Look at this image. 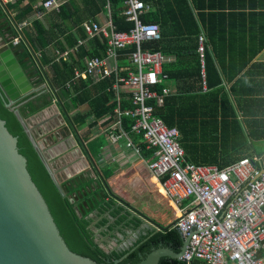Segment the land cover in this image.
Here are the masks:
<instances>
[{
	"label": "trees",
	"instance_id": "16d2710c",
	"mask_svg": "<svg viewBox=\"0 0 264 264\" xmlns=\"http://www.w3.org/2000/svg\"><path fill=\"white\" fill-rule=\"evenodd\" d=\"M143 1L149 6H156V10L146 12L142 17V23L144 25H156L161 36L158 43L144 45V48L165 56L166 53L163 52L165 48L163 47H169V41L174 40L176 45L180 41H194L190 56L191 61L189 62L191 64L189 65V74L186 73L183 52H188L191 49L185 48L180 52L170 51L168 53L174 55L177 62L164 66L163 73L167 76L168 82L176 86L177 93L164 97L161 106H153L154 116L160 117L168 127H176L179 130V143L185 152V160L197 165L212 164L222 169L243 158H240L241 155L253 152L254 155L248 158L254 159L256 156H262L264 162V148L260 149L261 144L256 145L264 140V77L261 80L254 77L251 79L254 84H257L256 88L246 87L245 106L241 110V116L251 120L244 121L246 122L245 128L240 127L233 110H230L228 105V98L235 96L240 80L234 81L235 84L230 86L228 95L220 87L222 79L232 80L237 73L246 68L264 50V0ZM123 2L124 0H98L97 4V0H91L88 4V11L94 17L101 10L106 9L107 3H110L112 25L117 32L128 33L133 25L128 23L122 13L125 8ZM63 9L65 8L59 6L58 10L61 12L64 11ZM235 11H240V17H244L242 12L244 11L251 19L254 18L255 23L259 25L261 34L257 33V36L251 37L247 42V47L242 46L240 48L229 44L230 47L233 46L228 56L231 63L226 68L219 63L215 68L210 58L212 55L217 59L222 57V51L225 49V34L221 31L224 28L223 21L226 17L236 16L233 14ZM201 28L208 40V43L205 44L204 66L206 85L209 91L204 94L197 93V91L193 93V87L181 85L183 81L188 80L199 85L200 70L196 49ZM211 28L212 30H210ZM253 42H257L259 45L250 46ZM76 44L77 42H74L72 46ZM89 46V50L85 48L78 50L79 61L84 58L103 59L105 57L106 48L103 40L95 37L89 41ZM133 51L134 48L123 51V59L126 61ZM76 63L63 60L51 62V68L55 75L49 80L52 89L40 95L35 93L27 96L15 103L14 107L18 109L26 125L37 113L49 106L54 97L59 102H63L66 114L87 104L85 111H77L75 116L71 118L70 125L76 133L86 127L90 117L94 121L88 125L89 130L95 127L97 120H101L107 114L112 116L117 105L112 102L114 96L108 89L113 80L105 79L96 83H92L90 79L78 80L72 85V91L66 90L65 85L72 79L74 70L82 69L78 68ZM258 65L260 64L248 65L245 73L250 75L253 68ZM230 68H233V72L229 71ZM41 82L42 79L39 78L37 83L40 84ZM163 88L165 87L160 86L156 90L161 93ZM130 103L129 96L122 95L119 108L121 110L130 109ZM3 104L4 102L0 98V120L5 122L9 134L17 139V150L26 160L30 178L46 201L58 233L70 251L99 264H111L116 260H119V264H137L149 251L159 247L169 248L176 253L179 252L182 240H180L175 229L156 232L150 228H144L139 219L118 205L115 197L107 192L102 180L107 182L114 175L112 168L100 169L99 175L95 172H93V176L89 172H82L68 179L65 177L63 168L53 166L55 180L65 194V197H60L38 152L33 149L14 112L5 108ZM225 104L230 110L228 113L224 112L223 105ZM200 111L202 113L198 116ZM206 113L209 114V121H206ZM131 125V120L122 119V127L125 132H129ZM31 135L38 143L40 132H34L33 126H31ZM130 137L140 148V154L143 157H150L152 152L146 151L143 144L138 143V137L133 134H130ZM87 140L86 137L82 139V142ZM49 141V138H46V143ZM104 145L105 142L102 137L96 138L87 142L86 151L95 159ZM196 148L198 149L197 155ZM153 193L160 194L156 196V200L160 205H164V211L162 212V220H151L165 229L176 221L173 210L170 204H167L160 188L154 190ZM122 199L120 197V200ZM122 202L128 206V203L123 200ZM130 236L132 237L130 243L120 247L119 245L123 244ZM110 242H114L116 246H110L111 249L106 252L105 249L110 248ZM158 264L186 263L182 260L161 258ZM191 264L204 263L196 260Z\"/></svg>",
	"mask_w": 264,
	"mask_h": 264
},
{
	"label": "built area",
	"instance_id": "2783aa9c",
	"mask_svg": "<svg viewBox=\"0 0 264 264\" xmlns=\"http://www.w3.org/2000/svg\"><path fill=\"white\" fill-rule=\"evenodd\" d=\"M0 1L7 4L13 0ZM123 4L122 13L133 25L128 33L115 31L110 20L103 27L96 23L82 25L88 39L103 40L105 57L86 59L82 70H74L66 90L72 91L73 84L88 77L93 83L113 80L108 91L113 93L116 103L122 94L130 95L132 108L121 110L117 106L113 126L102 130V134L111 144L125 141V147L130 150H137L130 134L139 135L146 149H151L152 157L145 167L151 177L159 180L161 190L178 214L173 229L181 239L188 240L182 261L186 264L196 260L204 264H264L263 157H243L222 169L185 160L178 131L167 127L153 114V106H161L163 97L169 93L167 89L161 94L156 90L167 80L162 74L166 58L160 53L145 51L142 46L161 40L159 28L142 23V17L149 10L143 0H124ZM41 5L44 9H58L55 0H42ZM17 44V39L11 40L12 46ZM205 44L204 36L200 35L196 53L202 92L206 91ZM132 47L135 51L127 57L128 65L116 67L120 52ZM55 54L57 61H67L69 57L67 53ZM123 118L132 120L128 133L121 127Z\"/></svg>",
	"mask_w": 264,
	"mask_h": 264
},
{
	"label": "crops",
	"instance_id": "0c3cea01",
	"mask_svg": "<svg viewBox=\"0 0 264 264\" xmlns=\"http://www.w3.org/2000/svg\"><path fill=\"white\" fill-rule=\"evenodd\" d=\"M90 1L91 0H55V2L58 4V9L59 6L65 8L63 9L64 11L61 12H59L58 9H44L41 5L42 0H13L12 2L7 4L0 1V46L7 44L11 47V40L14 38L19 41V44L23 48V54H25V56H20L18 54H15V56L19 57L17 61L18 66L23 71L25 77L28 78V80L34 87L35 91L31 95L35 93L36 95L47 93L52 89V85L50 84L49 80L55 75L51 68V62H59L56 60L55 53H67L69 55L67 61L70 63H73V61L75 63L77 62L76 65L79 66L78 68L83 69V64L86 58L79 61L77 57L78 50L80 48L89 50V41L91 40L87 38L84 31L82 30L83 24L96 23L99 26L103 27L108 20H110L112 24L110 3L106 4V9L101 10V12L97 13L96 16L92 17L89 13L90 11H88V4L90 3ZM154 10H156V6H149V12H153ZM239 12L240 11L233 12V14H235L236 16H230L229 18L226 17L223 21L224 28H222L221 31H223V34H225V49H223L222 57H220V59H217V57L211 54V63L215 68L219 63H221L224 68H226L228 64L231 63V60L228 58V56L230 55V50H232L233 46L230 47L229 44L239 46L240 48L242 46L247 47L248 40H250L251 37L257 36V33H260L259 25L255 23L254 18L251 19V17L248 16V14H246L244 11H242L244 13V17H240L241 15H239ZM113 28L116 31L114 26ZM210 30H212V28ZM200 32L201 33L199 34V36L203 35L207 44L208 40L202 28L200 29ZM78 41H82L83 43L81 45H78L77 43L75 46H72L74 42ZM173 41L174 40L169 41V47H163L165 48L163 52L166 53V55L164 56L166 58V61L163 67L166 65L169 66L175 64L177 62V59L176 57H174V55L168 54L170 51L180 52L185 50V48L191 49L188 52H183V60L186 64V73L189 74V65H191L189 64V62L191 61L190 56L194 41H180L178 42V45H176V43ZM144 45L142 46L143 50L150 53H156L144 48ZM253 45L256 46L259 44L257 42H253L250 46ZM181 46H183V48H181ZM123 54L124 53L120 52L117 61L115 62V66L118 68H125L128 65L127 59L126 61L125 59H123ZM253 63L260 65L253 68L252 73L250 75H247V73H245L246 68L248 67V65H251ZM248 65L242 71L237 73L232 80L222 79L220 82L222 91L228 95L230 86L235 84L234 81H237V79L240 80V83L238 84L239 87L236 90L235 96H230L228 98V105L230 106V110H233V113L240 123L241 128L246 127V122H244L245 120H251L250 118L245 119V117L241 116V110H243V107L245 106L247 91L246 87L250 86L252 88H256L257 84H254L251 79L254 77L255 79L261 80L264 77V50H262L260 54L257 55L255 59L252 60V62ZM163 67L162 74L164 75ZM229 71L233 72V68H230ZM39 78L42 79V82L40 84L37 83V80ZM87 79L88 77L81 80ZM167 82L168 80L162 82L160 86H164L165 88L163 89H167L169 91L168 95H175L177 93L176 86ZM200 82L198 85L197 83H194V81L188 80L185 82L183 81L181 85H186V87H193V93H195L196 91L197 93L199 92L201 94L207 93L209 91V88L206 85V91L202 92ZM122 95L130 96L127 93ZM120 101L117 103L115 102L118 107L120 106ZM112 102L114 101L112 100ZM148 104L152 105L153 103L149 102ZM86 105L81 106L78 110H72L69 112V114H66L64 112L63 102H59V100L54 97L51 100L49 106L42 109L39 113L36 114V116L30 119L27 127L30 129L31 126H33L34 132H40V135L38 136V145L40 151L42 153L51 151L54 156L56 153L57 156L54 157V166H56L57 168L69 167L78 160H80V162L83 164V169H86L84 172H89V174L92 176L93 172L99 175V171L102 168H112L114 175L107 180L111 192L114 195L118 196L119 199L120 197H122V200L128 203L132 210L149 219L150 221H152L151 219L162 220V212L164 211V207L162 205H159L160 203H158L156 200V196L160 194L153 193L154 190L159 189V180L151 177L145 167V163L148 162L152 156L150 155V157H143L140 154V148H138L137 144L132 141V137H130L131 142L137 150H130L126 148L124 143L125 141H120L117 144H111L110 142H108L106 136L102 134V130H106L113 126L114 120L116 119L114 110L112 116L111 114H107V116H105L101 120H97L95 127H93L91 130L88 129V125L94 120L91 117L88 118L86 127L76 133L75 129H73L70 125L71 118L75 116V113L77 111H85L87 109ZM131 108L132 106L130 105V109ZM223 108L224 112L228 113V111H230L227 108V104L223 105ZM201 113L202 111L199 112L198 116H200ZM205 116L206 121H209V114L206 113ZM158 118L161 119L160 117ZM162 122L164 123L163 120ZM169 128H175L178 131L180 142L179 130L176 127ZM245 133H247V131H245ZM86 137L88 140L86 142H82V139ZM101 137L104 139L105 145L100 149L99 155L94 159L86 151V145L88 141H92L96 138ZM135 137H138V143L140 142L141 144H143L146 151H151V149H146V146L142 142L139 135H135ZM46 138H49V143H46ZM261 143L264 144V140ZM261 143L259 142L256 145L259 146ZM197 150L198 149L196 148V155L198 152ZM251 155H254L253 152L245 153L241 155L240 158L250 157ZM91 162L95 164V168L93 167ZM113 189H115V191ZM163 196L166 198L167 204H170L169 199L165 196L164 193ZM137 200L144 203V205L141 206L140 210L134 205ZM173 214L175 218L174 210Z\"/></svg>",
	"mask_w": 264,
	"mask_h": 264
},
{
	"label": "water",
	"instance_id": "95a60500",
	"mask_svg": "<svg viewBox=\"0 0 264 264\" xmlns=\"http://www.w3.org/2000/svg\"><path fill=\"white\" fill-rule=\"evenodd\" d=\"M25 56L20 44L0 46V98L4 107L11 109L18 122L28 136L32 147L51 177V181L60 195L65 197L54 173L50 168V161L55 156L51 151L42 153L38 143L33 139L30 129L20 116L15 103L34 93V87L18 66V58ZM51 87V86H50ZM18 138V137H17ZM61 151V150H58ZM93 167L95 164L91 162ZM80 160L69 167H64L66 178H71L85 170ZM95 168V167H94ZM264 172V168L262 169ZM102 183L111 196L115 197L117 204L133 217L142 222L144 228L156 232L173 229L172 223L162 228L149 219L141 216L128 205L125 206L119 198L112 194L104 180ZM182 240L179 252L169 248L159 247L149 251L137 264H158L161 258L181 260L187 250L188 240ZM102 247V246H101ZM103 248V247H102ZM110 248L105 249L106 252ZM119 260L111 264H119ZM0 264H99L93 260L80 256L69 250L48 211L47 203L32 182L27 171L26 160L17 150V139L12 137L0 120ZM107 264V263H102Z\"/></svg>",
	"mask_w": 264,
	"mask_h": 264
},
{
	"label": "rangeland",
	"instance_id": "374dc122",
	"mask_svg": "<svg viewBox=\"0 0 264 264\" xmlns=\"http://www.w3.org/2000/svg\"><path fill=\"white\" fill-rule=\"evenodd\" d=\"M262 144V143H261ZM264 148V144H262L261 146H260V149H263ZM52 164H53V166H54V164H55V162L54 161H50V163H49V165H50V168H53V166H52ZM65 177H66V175H65ZM111 186V185H110ZM113 187V186H112ZM114 191H115V189H113ZM162 204V203H161ZM134 205L137 207V208H139V210H140V208H141V206L142 205H144V203L143 202H141V201H139V200H137L135 203H134ZM160 205V204H159ZM162 206L164 207V205L162 204ZM168 215L170 216V213L168 212ZM157 221H159V220H157ZM101 241V240H100ZM110 244V243H109Z\"/></svg>",
	"mask_w": 264,
	"mask_h": 264
},
{
	"label": "flooded vegetation",
	"instance_id": "af4514ba",
	"mask_svg": "<svg viewBox=\"0 0 264 264\" xmlns=\"http://www.w3.org/2000/svg\"><path fill=\"white\" fill-rule=\"evenodd\" d=\"M131 239H132V237L130 236V237H128L127 239H126V241L123 243V244H121V245H119L120 247H122V246H124V244H129L130 243V241H131ZM110 246H116L115 245V243L114 242H110V245H109V247Z\"/></svg>",
	"mask_w": 264,
	"mask_h": 264
},
{
	"label": "bare ground",
	"instance_id": "6f19581e",
	"mask_svg": "<svg viewBox=\"0 0 264 264\" xmlns=\"http://www.w3.org/2000/svg\"><path fill=\"white\" fill-rule=\"evenodd\" d=\"M107 183V182H106ZM107 185H108V183H107ZM159 185V184H158ZM108 188H109V185H108ZM159 188L161 189V187L159 186ZM110 190V189H109ZM111 191V190H110ZM112 193V192H111ZM175 216H178V214L177 213H175Z\"/></svg>",
	"mask_w": 264,
	"mask_h": 264
},
{
	"label": "clouds",
	"instance_id": "9594fccd",
	"mask_svg": "<svg viewBox=\"0 0 264 264\" xmlns=\"http://www.w3.org/2000/svg\"><path fill=\"white\" fill-rule=\"evenodd\" d=\"M178 233V232H177ZM180 237V236H179Z\"/></svg>",
	"mask_w": 264,
	"mask_h": 264
}]
</instances>
